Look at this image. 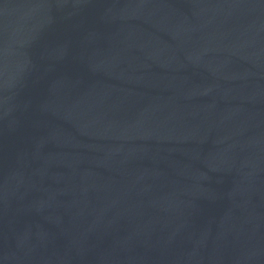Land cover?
Masks as SVG:
<instances>
[{
    "label": "water",
    "instance_id": "obj_1",
    "mask_svg": "<svg viewBox=\"0 0 264 264\" xmlns=\"http://www.w3.org/2000/svg\"><path fill=\"white\" fill-rule=\"evenodd\" d=\"M0 264H264V0H0Z\"/></svg>",
    "mask_w": 264,
    "mask_h": 264
}]
</instances>
